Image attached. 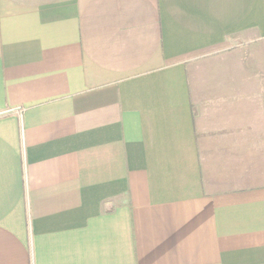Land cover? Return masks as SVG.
Wrapping results in <instances>:
<instances>
[{
	"label": "crops",
	"instance_id": "0c3cea01",
	"mask_svg": "<svg viewBox=\"0 0 264 264\" xmlns=\"http://www.w3.org/2000/svg\"><path fill=\"white\" fill-rule=\"evenodd\" d=\"M0 264H264V0H0Z\"/></svg>",
	"mask_w": 264,
	"mask_h": 264
}]
</instances>
